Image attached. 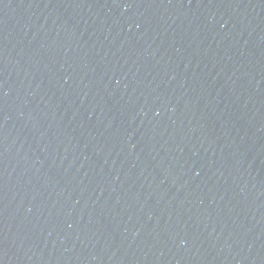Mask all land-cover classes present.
<instances>
[{"label":"water","instance_id":"obj_1","mask_svg":"<svg viewBox=\"0 0 264 264\" xmlns=\"http://www.w3.org/2000/svg\"><path fill=\"white\" fill-rule=\"evenodd\" d=\"M0 264H264V0H0Z\"/></svg>","mask_w":264,"mask_h":264}]
</instances>
